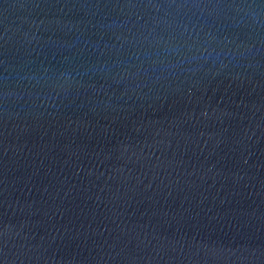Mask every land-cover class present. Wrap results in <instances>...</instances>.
I'll use <instances>...</instances> for the list:
<instances>
[{"label":"water","instance_id":"obj_1","mask_svg":"<svg viewBox=\"0 0 264 264\" xmlns=\"http://www.w3.org/2000/svg\"><path fill=\"white\" fill-rule=\"evenodd\" d=\"M0 264H264V0H0Z\"/></svg>","mask_w":264,"mask_h":264}]
</instances>
